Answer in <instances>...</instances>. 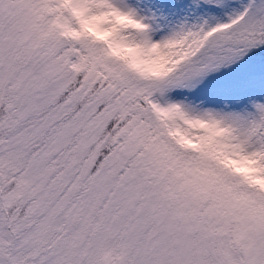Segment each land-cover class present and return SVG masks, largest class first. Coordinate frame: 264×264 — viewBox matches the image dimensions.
Returning a JSON list of instances; mask_svg holds the SVG:
<instances>
[{
  "label": "snow or ice",
  "instance_id": "snow-or-ice-1",
  "mask_svg": "<svg viewBox=\"0 0 264 264\" xmlns=\"http://www.w3.org/2000/svg\"><path fill=\"white\" fill-rule=\"evenodd\" d=\"M189 7L0 0V264H264V0Z\"/></svg>",
  "mask_w": 264,
  "mask_h": 264
},
{
  "label": "rangeland",
  "instance_id": "rangeland-1",
  "mask_svg": "<svg viewBox=\"0 0 264 264\" xmlns=\"http://www.w3.org/2000/svg\"><path fill=\"white\" fill-rule=\"evenodd\" d=\"M163 1V7L160 8L157 3L150 0L146 2L151 3L155 7L161 16V24L167 28L173 26L180 21L184 20L189 15V9L186 4L189 0H161ZM165 1V2H164ZM168 2V3H167ZM176 5V6H175ZM178 5H184L178 8ZM215 85L214 83H209L205 86L208 89ZM236 170L243 174L246 179L252 180L262 191H264V168L258 167L255 161H250L247 159H237L235 161H229ZM242 211L251 214L254 212L252 209L244 208Z\"/></svg>",
  "mask_w": 264,
  "mask_h": 264
},
{
  "label": "clouds",
  "instance_id": "clouds-1",
  "mask_svg": "<svg viewBox=\"0 0 264 264\" xmlns=\"http://www.w3.org/2000/svg\"><path fill=\"white\" fill-rule=\"evenodd\" d=\"M83 15V13H81ZM120 23H125L130 21H127L126 18L120 17L118 18ZM84 23V29L85 32L83 34L93 35L97 39H103L108 40L111 33L107 31H101L98 27V22L95 19H85L83 21ZM79 35V34H76ZM112 52L115 55L120 56H130L133 61V65L138 68H143L145 70L151 71V72H159L163 69L164 63H165V56L163 54H160L158 52H155L154 58H149L146 60H140L136 56V51L134 49L128 48L123 45H118L116 43H111Z\"/></svg>",
  "mask_w": 264,
  "mask_h": 264
},
{
  "label": "trees",
  "instance_id": "trees-1",
  "mask_svg": "<svg viewBox=\"0 0 264 264\" xmlns=\"http://www.w3.org/2000/svg\"><path fill=\"white\" fill-rule=\"evenodd\" d=\"M150 1H152V2H155V3H157V5L160 7V8H162L163 7V1H161V0H150ZM165 2V1H164ZM168 3V2H167ZM176 6V5H175ZM184 6V5H183ZM182 5H178V8H181V7H183ZM185 7H187L188 9H189V15H188V17L189 16H191V9H190V7H189V2L186 4V6ZM193 18V20L195 19V17H192ZM215 85H213L212 87H214ZM212 87H210V88H212ZM209 89V88H208ZM229 164H230V166H232V167H234L230 162H228ZM235 168V167H234ZM235 170H236V168H235ZM237 171V170H236ZM238 172V171H237ZM247 181L250 183V184H252L253 186H255V187H257V188H259L252 180H249V179H247ZM261 190V189H260ZM262 191V190H261ZM244 208H249V209H252L253 211H255V208L253 207V205H251L250 203H248V202H242V204H241V210L242 209H244Z\"/></svg>",
  "mask_w": 264,
  "mask_h": 264
}]
</instances>
